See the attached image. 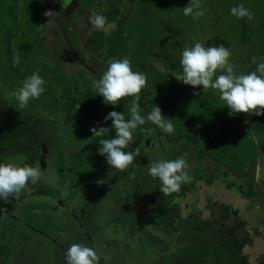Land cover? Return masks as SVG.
Wrapping results in <instances>:
<instances>
[{"label":"rangeland","instance_id":"374dc122","mask_svg":"<svg viewBox=\"0 0 264 264\" xmlns=\"http://www.w3.org/2000/svg\"><path fill=\"white\" fill-rule=\"evenodd\" d=\"M22 1L31 2L30 0ZM95 1L98 0L82 2L81 7L77 8L78 12L84 11L88 6L87 11L95 9L98 11L97 13H101L106 18L104 11L107 13L108 9L112 8V4L118 2V0ZM74 3L76 4V2ZM188 3L189 0H124L123 2V20L130 21L134 12L138 15L137 26H128L135 39L134 43L132 42V48L134 49L132 50V56L128 57L131 69L142 72L146 76L144 89L147 91L152 89L155 79L166 80V88L156 90L153 95H147L145 99L151 98L155 102V106L159 107L162 116L172 119V134L192 131L195 128L198 130V127H200L199 130L203 133V139L207 138L205 141L206 146L203 147L204 149L199 148V150L192 143L191 145L182 146L186 142L190 143L188 140H179L178 143L173 144L166 143L165 138L168 132L156 128L151 138V140H155L151 142L155 150L144 156V164L146 165L149 161L160 158L176 159L183 156L187 164L186 170L190 176L188 182L192 181L194 186L188 191L184 200H178L179 203L176 208L174 207V214L180 220L182 233L187 229L190 231L192 227L196 226L197 232H195L196 230L191 231L195 236L194 238L203 229L202 234H206L207 230L208 239L205 240L206 242L214 243L217 237H221L222 241H225L223 237L225 238L224 233L226 232L221 231L219 227L221 224L217 221L225 219L228 210L225 211L226 213L223 211L222 207L224 205H220V201L223 203V201L235 200L232 203V213H230V215L236 214L232 218L234 224L227 229L230 232L231 229L233 231L237 230L235 232L242 241L251 242L246 244L245 251L250 253L247 248L252 250L251 254H247L248 256L252 255L249 263L256 264V258L253 254L259 256L258 254L264 252V224L261 222L263 217L261 212L263 211L256 210L255 205L249 206L248 200L245 199L246 194L250 193L249 191L252 189L251 185L245 183L241 186L238 185L237 181L238 171L246 172L245 163L242 162L241 156H246L249 151L246 141L250 140L247 136H241L238 129L240 124L243 123L242 116H245V113L229 116V110L225 107L224 102L219 99L215 90L210 87L202 90L201 86L194 89L190 85L183 84L175 76L180 74L181 67L176 71L170 70L171 62H168L167 58L171 61L180 59L179 54L185 46L191 45L195 40H200L205 41L206 46L223 45L226 47L230 51L229 60L234 72L237 74L248 73L254 62L264 58V0H200V7L204 9V15L195 18L183 14L182 8ZM238 4H243L252 13L251 19L247 17L237 19L230 13V9ZM51 5L58 15L63 13V11H59L58 0H52ZM98 8H104V11ZM32 10L38 11V9ZM78 12L72 17L74 29H71L74 31V36L68 29L71 24L67 23L62 17H60V21L61 25H64L65 31L71 34V39L74 41V53L79 55V59L74 62V65L80 66L86 57L85 52L78 50L75 46L77 32L81 34L83 28V25L81 28L79 24H76L80 19L78 17L80 13ZM93 13H96V11ZM8 18L10 17L7 12L0 8V21L6 23ZM49 18L48 16L45 18L46 22ZM27 19L31 20V18H24V16L22 20H18L23 23L24 28L31 27L33 32H35L34 30L37 31L38 25H35L33 18L32 23L28 22ZM125 21L124 23H126ZM10 26L13 25L10 24ZM89 27H91L90 32H86L89 36L96 37L103 32L105 33L104 29L97 30L92 25ZM124 27L127 30V26ZM92 29L94 30L92 31ZM2 32L3 30L0 31V35ZM126 32L128 33V31ZM141 32L145 38L143 41H141L143 37L138 35ZM144 33H148V35ZM242 34H244V37H242ZM35 35L36 32H31L29 35L24 34L26 38L29 36V41L34 40ZM44 36L47 37L46 45L49 46L53 40V35L46 34ZM49 36H51V41ZM35 43L38 42L35 41ZM14 52L17 53L16 49ZM47 53L51 54L49 49ZM136 55L142 58L136 57ZM36 59L37 61L34 62L31 69L23 61L20 65L18 60L16 62L21 69L26 68L27 71L30 69V75L36 72L45 81L43 85L44 92L37 99H30L23 109L30 110L34 117H41L50 126L49 130L51 132L47 135H45V129L47 128L42 129V133L45 135L44 138L47 139L45 145L47 144L46 150L50 157L47 165L54 166L56 172L63 171V174L61 173L58 177L56 175V178L53 179V176L48 172H42L39 182L52 185L51 182L54 181L55 186L50 187L46 184L45 188L48 193L47 196L52 200H46L40 196L41 200L32 203V209H17L22 203L16 202L15 198L29 197L36 190L38 192V179L35 181L29 180L24 188L11 197L13 200L9 198L6 201H0V209L8 211L10 215L0 214L4 216H0V242L7 243L8 249L14 256L13 260L15 261L13 264H66L65 251L71 243H74L73 236H69V240L63 239V242L58 246L59 248L54 243V238L46 244L38 237H31L36 236V232L32 231V228L35 230L41 229L42 233L45 232L50 237H53L54 234L56 236L64 234L63 230L66 228L67 223L61 222L63 220L57 222L60 226L56 228V232L53 231L55 217L51 212V206L55 205V201L63 206L69 198L73 202L72 206L75 207V215L79 214L80 211L82 213L88 211V215L93 220L84 224H89L96 231V234L93 236L82 235L81 237L85 240L92 238V246L99 257L97 264H185L183 260L185 257L192 254L198 255L200 252L201 254L204 253V259L202 260L210 263L212 259L216 258V254L219 255L218 257L222 256L219 251H214L210 245L203 248L201 238L186 241L182 244L178 241L175 242L173 239H165L169 236L167 231V226L170 225H167L168 215L165 214L167 220L163 222L166 227H161V224L156 223V218L150 215L156 213L159 209L158 200H161V198L159 199L158 188L144 185L141 190H137L139 187L136 185L143 180V174L148 176L150 181L156 179L146 174V171L141 172L140 176L136 174L124 176L122 179L112 182L108 190V182H105L104 179H111L113 175H107L106 178L102 179V183H106V186L103 187L98 183L100 180L95 177L97 170H94L93 162L74 165V161L78 156L79 158L81 156L90 157L92 152L88 150L89 146L78 144L73 140L71 125V119L73 118L63 113L60 108L56 109L52 105L53 100L58 99L66 89L59 88L58 84L64 87H73L74 82L70 81L68 77L60 78L50 70L55 67L56 61L54 62L53 59H45L44 63L42 58L36 57ZM86 61L89 63V60ZM90 62L92 63V61ZM145 62H148L146 68L143 66ZM151 65H155L156 69L153 70ZM95 69L99 70L96 65ZM9 70V64L1 48L0 93L3 94L1 86L6 84L10 88L7 91L9 96H6L7 99L18 105L14 93L21 87L24 79H19ZM255 70L256 68H254ZM257 74L259 75V73ZM80 77H82V81H78L80 78L77 80L80 84V90L90 88L92 85L91 77L89 75H81ZM12 86L14 89H12ZM94 98L102 101V97L96 92H94ZM104 107L109 112L114 109L110 104L104 103ZM77 111L80 112L81 109ZM203 126L207 127V131L202 128ZM233 127L235 128L234 131ZM251 130L255 133L261 132ZM224 138H227V140L222 141ZM240 138H243L241 142ZM239 142L242 144L241 146H239ZM224 148H227V150L225 151ZM196 152H200V154L197 155ZM9 159L11 163L16 165L22 160L19 157L16 159L9 157ZM71 170H73V174L74 171L76 173L74 178L68 175V173H72ZM155 182L160 189L159 180L156 179ZM235 185L238 188H234ZM114 188L116 193L113 192ZM136 195L139 199H136ZM74 196L78 199L75 200ZM28 202L30 203V201ZM144 204H149L146 209L143 206ZM213 208H217L216 214L210 213ZM248 208L251 209L248 210ZM148 211H150L149 217H144L143 220V223L147 224L141 223L139 225L136 220L143 214H147ZM12 216L17 218L11 219ZM70 217L74 219L73 213ZM243 220L248 222L245 229L236 228L238 223ZM193 221L196 225L192 223ZM205 222L211 226L214 225V228H208V224ZM110 226L111 231L109 230ZM153 226L157 229L156 234L152 233ZM23 229L24 234L21 237L20 231ZM78 235H81V233H75L76 237ZM23 236L26 237L23 238ZM164 239L165 241H163ZM80 240L77 238L76 241L80 243ZM160 241H163L165 245H162ZM222 241L220 246H223ZM88 247H91V243ZM182 247H184L183 250H181ZM175 254L180 256V260L177 256H174ZM200 257L202 258V256ZM200 257L197 256L195 259H200Z\"/></svg>","mask_w":264,"mask_h":264},{"label":"trees","instance_id":"16d2710c","mask_svg":"<svg viewBox=\"0 0 264 264\" xmlns=\"http://www.w3.org/2000/svg\"><path fill=\"white\" fill-rule=\"evenodd\" d=\"M5 1H8L10 5L14 4L15 2H18L19 0H0V8H4ZM39 2V0H37ZM37 2V3H38ZM38 4H35L33 8H36ZM123 6V1L118 0L117 3L112 4V8H110L106 14V24L114 23L115 29L110 35L105 34L104 32L102 34H99V36L92 37L89 36L88 39L85 41V48L92 53H100V55H104V59L106 62L112 59H120V58H127L129 56H132V50L128 48L130 43V35H127V30L125 29V23L123 18L119 17L118 9ZM0 31L3 30L2 34L0 35V47L2 48V51H4V57L6 61L9 64L10 72L13 73L15 76H17L19 79H24L28 77V71L25 72L23 69L19 67L21 61H23L26 65L27 59H23V55L26 56V52H20L18 58L14 52H18V48L22 45V23H14V25L11 27L9 24L5 22L0 21ZM128 29V28H127ZM106 35V36H105ZM242 37H244V34H242ZM15 41V42H14ZM14 42V44H13ZM23 46V45H22ZM0 48V50H1ZM79 55L74 54V60H78ZM19 61V65L17 62ZM60 60V59H59ZM58 59L56 60V63L60 62ZM168 62H171L170 64V70L176 71L178 68H180L179 59L175 61H171V59H168ZM261 59H258L256 62L252 64L248 72L254 71V68H256L258 63H261ZM60 67L56 66V69L58 72L60 70L64 72H69V68L63 63L60 62ZM95 65L97 67L95 69ZM27 66V65H26ZM143 66L146 68L148 66V62L143 63ZM150 66V65H149ZM155 66V65H154ZM153 65H151V68L155 70L156 68ZM106 68H103L99 63L96 62L94 66H90L87 69L89 77L91 79H98L102 72ZM150 70V69H149ZM148 70V71H149ZM71 72V71H70ZM236 73V72H235ZM237 74V73H236ZM10 83V82H9ZM80 84L77 80H74V89L73 88H67L65 89L58 99H54L52 105L55 106V108H60V110L70 115L73 119H71V125L73 130V140L78 144H85L89 146L88 150L92 152V155L89 157L83 158L82 156L74 161V165L77 164H87V162H93L94 164V170H97V173L95 174V177L99 179L101 186H106V183H102V179L106 178L107 175H113L111 179H104V181L108 182V190L110 189V184L114 181H117L118 179H122L124 176H133V174H136L137 176L141 175V172L146 171L147 169L146 165L144 164V156L149 155L152 151H154V147L152 146V134L156 130V126L150 122L145 121L143 125H138L137 129L133 132V142L129 145L128 148H126V151H132L135 148H138L139 151L135 154L134 159L132 163L129 165V167L125 170H118L111 166H108L105 162V157L100 155L98 153L99 143L98 141L102 138H110L112 135H114V129L111 128L112 121L105 120L104 117L109 112L104 107V102L99 101L98 99L94 98V92L96 90L92 87L87 89L80 90ZM2 93H0V163H7L11 162L9 157H12L13 159H16L17 157L21 158V162L17 164V166H35L39 167L42 172H48V174L53 176V179H55L56 175L63 174V171H57L55 170L54 166L47 165L49 164V154L46 150L45 141L47 140L45 135L47 133L51 132L49 130L50 126L47 124L46 121L42 120L41 117H34L30 110L23 109L19 107L16 103L10 102L6 96H8V90L10 89L6 84L1 86ZM8 88V89H7ZM166 88V80H158L155 79L153 82L152 89L145 90L144 87L140 90L139 94L137 95V104H138V111L142 116H147V113L151 111L154 106L155 102L149 98L145 99L147 95H153L156 90L158 89H164ZM12 89L13 86H12ZM1 91V90H0ZM9 97V96H8ZM133 97L131 96H125L122 97L120 101H118V104H110L114 107L113 111H116L118 113L124 114L125 119L129 118V112L128 109L131 106V101ZM78 109H81V111H77ZM264 111V110H262ZM162 115V114H161ZM247 127L249 129H253L255 131H264V114L260 116L253 115L252 119L247 123ZM47 128V129H45ZM100 129L105 128L103 130L102 136L98 137L95 134L92 133V129ZM42 129L46 130V134L43 135ZM143 129V130H141ZM49 130V131H48ZM45 139V140H44ZM186 139L192 143L193 146H198V144L203 141V133L202 131L194 130L191 132H185V133H179L174 138L172 137V133H168V135L165 138L166 143H178L179 140ZM157 146V144H156ZM156 154V153H154ZM140 163V164H139ZM72 173H68L72 178L75 177L76 173L73 170H71ZM93 173V172H92ZM136 176V177H137ZM55 177V178H54ZM141 182L136 185L139 188L137 190H141V187L149 186L158 188L156 186V182L150 181L149 177L146 175H142ZM52 181V185L48 183L39 182L38 179V192L37 190L34 193H31L29 197H17L16 202L22 203L18 206L17 209H32V203L41 200V197H44L46 200H52L47 195L48 193L45 191L46 184H48L50 187L55 186V184ZM154 182V184H153ZM61 183V181H60ZM194 186V183L191 181L190 183H181L180 189L178 192L170 193V194H164L160 192V204L163 205V200L167 202L168 206L167 208H161L162 206H159L160 208L154 215L156 218V223L161 224V227H164V220H167L165 218V214L168 213V223L167 225V231L169 232V236L165 239L174 240L175 242L178 241V243H185L186 241H194L196 239H199L198 237L194 238L193 232L191 231L196 230V226L192 227V229L189 231L188 229L182 233V225L180 222H178V217L175 216L174 211L176 208V205L179 203V199H184L188 193V191ZM69 189V188H68ZM114 190V191H113ZM112 191L115 192V188ZM250 193L246 194V198L250 199L253 197L255 193H253L252 189L249 191ZM15 194V193H14ZM12 194V197L13 195ZM101 195V194H100ZM99 197V196H98ZM102 197V196H101ZM69 198V197H68ZM67 198V199H68ZM74 199H78L74 196ZM136 199L138 198V195H136ZM6 201V200H5ZM30 201V203L28 202ZM37 203V202H36ZM54 204V203H53ZM73 202L69 198L67 203L63 206L58 201H55V205L51 206V212L54 214L55 222L58 221L66 222L67 226L63 230L64 234L57 235L54 234L53 237H50L45 232H41V229L35 230L32 228V231L36 232V236L31 237L35 238L38 237V239L45 241V243L51 242L52 238H54V243L58 247L60 243L63 242V239H68L69 236L74 235V243H78L76 240L75 233H81V235H78L81 237L82 235L93 236V233H96L94 229L89 224H84L85 222H92V218L89 217L88 211L85 213H82L80 211L79 214L75 215L76 210L75 207L72 206ZM39 205V203H38ZM175 205V206H174ZM175 207V208H174ZM223 211L227 212L228 206L224 205ZM73 211V212H72ZM225 212V213H226ZM73 213L74 219L70 217V215ZM7 218V216H6ZM12 218V217H10ZM165 218V219H164ZM173 218H176L175 220ZM135 221V220H134ZM137 221V220H136ZM135 221V222H136ZM95 222V221H94ZM155 224V222H153ZM194 225H196L195 221L192 222ZM206 223V222H205ZM208 224V223H206ZM26 225V223H24ZM27 226V225H26ZM33 226V225H32ZM184 226V225H183ZM35 227V226H33ZM166 227V226H165ZM57 227L53 228V231L56 232ZM78 228V230H77ZM109 230L111 231V226L109 227ZM151 230L153 231V234H156V227L153 226ZM79 231V232H78ZM189 231V232H188ZM203 231V229L201 230ZM200 231V232H201ZM24 233L22 232L21 235ZM20 235V236H21ZM61 235V236H60ZM177 235V236H176ZM22 237V236H21ZM26 236H23L25 238ZM165 239L163 241H165ZM225 239V238H223ZM69 240V239H68ZM83 242L86 244V246H89L90 242H92V238L85 240L82 237ZM163 241H160L162 245H165ZM222 239L220 240V242ZM58 243V244H57ZM221 245V244H220ZM221 246L223 248V252L225 253L226 257L223 255L218 257L216 256L215 259L211 260V264H238V257L242 254L243 246L238 244L236 246L237 252L234 251L232 244L229 240L222 241ZM50 246V245H47ZM59 248V247H58ZM184 247H182L181 250H183ZM1 252L8 253L10 252L7 247H2ZM55 256V255H54ZM177 258L180 260L179 255ZM231 257H233L231 259ZM223 258V259H222ZM182 260V258H181ZM185 261V264L190 262V256H187L183 259ZM194 260V259H193ZM166 261V259H165ZM206 261V260H205ZM207 262V261H206ZM208 263V262H207ZM208 263V264H210ZM193 264H202V260L195 259Z\"/></svg>","mask_w":264,"mask_h":264},{"label":"clouds","instance_id":"9594fccd","mask_svg":"<svg viewBox=\"0 0 264 264\" xmlns=\"http://www.w3.org/2000/svg\"><path fill=\"white\" fill-rule=\"evenodd\" d=\"M182 11L185 16L194 18L204 15L200 0H189ZM230 13L237 19L252 18V13L243 4L232 7ZM43 14L50 19L54 18V13L50 10ZM89 24L97 30H103L106 26V18L101 13H93L89 18ZM179 55L181 72L175 75L177 79L194 89L201 86L202 90L209 87L215 90L229 110V116L239 113L256 116L264 114L262 111L264 110V62L258 63L255 71L236 74L229 60L230 51L226 47L206 46L205 41L200 40L185 46ZM261 60L264 61V58ZM44 84V79L36 72L26 77L21 87L14 93L18 106L23 108L30 99H37L45 90ZM145 84L146 76L142 72L133 71L127 58L109 60L100 77L92 80V87L105 104H118L122 97H133L128 109L129 118L125 119L123 112L116 111H110L104 117L105 120L112 121L111 128L114 129V135L100 139L97 151L105 157L107 165L115 169H127L139 151L138 148L125 151L133 142V132L138 125H143L147 120L163 132L173 131L172 119L163 117L159 107L155 106L146 117L138 111L137 95ZM104 129L94 128L92 133L100 137ZM146 169L150 177L159 180V190L164 194L178 192L181 183L190 180L183 156L176 159L160 158L149 161ZM41 176L42 170L39 167L17 166L11 162L0 163V200L18 193L29 180L35 181ZM71 236L74 237L72 234ZM76 238L81 239L80 243H71L65 251L66 264H97L99 257L92 242H90L91 247H88L84 245L82 237Z\"/></svg>","mask_w":264,"mask_h":264},{"label":"crops","instance_id":"0c3cea01","mask_svg":"<svg viewBox=\"0 0 264 264\" xmlns=\"http://www.w3.org/2000/svg\"><path fill=\"white\" fill-rule=\"evenodd\" d=\"M31 2H25L22 0H19V2H15L14 4L10 5L8 1H5V5L4 8H2L3 10H5L8 14V16L10 18H8V20L6 21L7 24H12L14 25V23H18L19 20H22V17L24 16V18H33L35 25L37 26V31L34 30L36 32L35 35V39L34 40H30L29 41V36H27V38L23 35L22 37V45L21 47L18 48V52L16 54V56L18 57L20 52L24 53L26 52V56L23 55V59H27V67H30V69L32 68L34 62L37 61L36 57L42 58L43 63L45 62V59H53L54 62L58 59L61 58L60 62H63L68 68H69V72H64L62 70H60L58 72V70L56 69V66L60 67V62L56 63L55 62V67L51 68L50 70L52 72H54L56 74V76L60 77V78H64V77H68L70 81L74 80H78V78H80L78 81H82V77H80L81 75H88L87 69L90 66H94V64L99 63L103 68L107 67V63L104 59V55H100V53H92L89 52L86 48H85V41L88 39L89 35L87 34L88 31L90 32L91 27L89 24V16H92L93 12L96 11V13L98 12L95 9H90L89 11H87L89 9V7L87 6L86 9L84 11L78 12L77 8L81 7V3L85 2L86 0H58V4H59V11H63L62 14H59L54 10V8L52 7V0H39V2L37 0H30ZM70 1H72L70 3ZM102 1V0H101ZM124 2V0H122ZM38 2V3H37ZM76 2V4L74 3ZM95 2H99L95 1ZM35 4H38V6L36 8H32L34 7ZM99 5V4H97ZM123 7V6H122ZM122 7H120L118 10V14L119 17H122ZM111 8V7H110ZM109 8V9H110ZM32 9H38V11H34ZM101 9V8H98ZM108 9V10H109ZM50 10L51 12L54 13V18L50 19L48 22H46L45 18L47 16H45L43 13L45 11ZM102 11H104V8L101 9ZM80 13L78 17H80L79 22L76 24H79V26L82 28V32L81 34L77 32V36H76V43L75 46L77 47L78 50H82L85 52V60L83 63H81L80 66H77L76 64L74 65V62L76 60H74V41H72L73 39H71L72 37L70 36L71 34L68 33L67 31H65V27L64 25H61V19L60 17L64 18L65 21L67 23H70L71 27H68V29H70V32L72 33V36H74V31H72L71 28L74 29V22H72V17L76 14V13ZM88 12V13H85ZM105 12V11H104ZM11 13V14H10ZM135 14V12H134ZM132 15L130 21L126 22L125 20V24L127 26V31H128V35H130V43L128 48L130 50H134L132 48V42L135 40L133 33L130 31V28L128 26L131 27H136L137 25V16L135 14ZM134 16V17H133ZM28 22L30 21L32 23L31 20L27 19ZM65 22V23H66ZM50 24V25H49ZM49 25L48 29L47 26ZM114 26V27H113ZM115 24L114 23H110L109 25H107L104 28V31L107 35H110L113 30L115 29ZM136 29V28H135ZM94 29H92L93 31ZM107 30V31H106ZM22 32L23 34H28L29 33H35L31 30V27L29 28H24L23 27V23H22ZM38 32V33H37ZM87 32V33H86ZM136 33V32H135ZM46 34H50L52 36V41H51V36H49L51 44L49 46L46 45V41H47V37L44 36ZM145 35H148V33H144ZM69 35V36H68ZM140 37L142 36V32L141 34H138ZM145 40V38L143 37V39L141 41ZM35 41H37L38 43H35ZM134 43V42H133ZM75 47V48H76ZM46 48V50L44 51V49ZM50 50V55L47 53V50ZM77 55V53H76ZM64 56V57H63ZM136 57H139L136 55ZM99 58V59H98ZM142 58V57H139ZM19 59V58H17ZM89 60V63L86 61ZM92 61V63L90 62ZM47 63V62H46ZM48 64V63H47ZM49 65V64H48ZM89 65V66H86ZM50 66V65H49ZM52 67V66H51ZM78 68V69H75ZM30 69H28L29 71H26V68L23 70L25 72L28 73V75L30 76L29 72ZM71 71V72H70ZM66 73V74H65ZM61 75H64L63 77ZM61 80V79H60ZM59 88H73L74 86H70V87H64L62 85L58 84ZM241 115V114H240ZM242 116V115H241ZM253 115H249V114H245V116L243 117V123L240 124V127L238 128L240 131V135L241 136H247V138H249L250 141H246V145L248 146L247 149H249L248 154L245 156H241V160L243 163H245V171L243 172L241 170L238 171V185L243 186V184H249V186L252 188L253 193H255L253 195L252 198L248 199L249 202V206L250 205H255V206H259L261 207L260 211L263 214L262 220L261 222L264 224V131H261L260 133H255L253 132L251 129L247 128V123L252 119ZM205 131H207V127L203 126L202 127ZM200 127H198V131ZM195 131L197 130L196 128L194 129ZM192 130V131H194ZM235 130V128L233 127V131ZM185 132H191V131H185ZM185 132H180V133H185ZM176 134L178 133H174L172 134V137L174 138L176 136ZM223 137H227V136H223ZM207 139V138H206ZM206 139H203V141L200 142V144L197 146V148H201L204 149L203 147L206 146L205 145V141ZM182 140H186V139H182ZM227 138H224L222 141H226ZM240 142L243 140V138L239 139ZM253 140V141H252ZM234 142V140H233ZM239 142V146H241L242 144ZM251 142V143H250ZM236 143V142H234ZM249 143V144H247ZM187 145H191L190 143L186 142L185 144H183L182 146H187ZM228 148V147H227ZM227 148H224L225 151L227 150ZM200 150V149H199ZM207 153V152H204ZM209 153V152H208ZM196 154H200V152H196ZM232 154V153H231ZM240 158V157H239ZM232 183V181H230ZM234 188H238V186H234ZM235 200L231 199L229 201H220V205H227L229 206V213H232V203ZM251 203V204H250ZM248 206V207H249ZM216 209L217 208H213L214 214H216ZM251 208H248V210H250ZM235 211V210H233ZM236 214L231 215L230 217L234 218ZM55 221V220H54ZM219 222L221 225L223 224V226H227L226 230H228V226H232L234 223L233 221H229V219L227 221H225V219L223 220H219L217 221ZM227 222V224H226ZM243 223V227L242 229H245L246 224L248 223L246 220L242 221ZM60 226L59 224H57L55 222L54 227H58ZM52 227V228H54ZM263 229V228H262ZM264 232V231H263ZM246 242H250V241H246ZM246 248V246H245ZM244 248V251H245ZM249 250L250 253L246 252L247 254H251L252 250H250V248H247ZM252 249V248H251ZM259 255V254H258ZM262 255V254H261ZM252 256V255H251ZM253 256L255 258L259 257L256 256L255 254H253ZM261 257V256H260ZM252 259V258H251ZM250 257L247 259V261L249 262ZM263 260V259H262ZM258 261V260H257ZM263 263V262H262Z\"/></svg>","mask_w":264,"mask_h":264},{"label":"flooded vegetation","instance_id":"af4514ba","mask_svg":"<svg viewBox=\"0 0 264 264\" xmlns=\"http://www.w3.org/2000/svg\"><path fill=\"white\" fill-rule=\"evenodd\" d=\"M12 197V194L7 198V199H9V198H11ZM12 200H13V198H11ZM159 199H160V197H159ZM6 199H3V200H0V201H5ZM182 200H184V199H182ZM160 201L161 200H158V204H159V206H162L161 208H167V206H168V204H167V202H165V201H163V205H160ZM149 204H144L143 206L145 207V209L147 208L146 206H148ZM160 208V207H159ZM255 209L256 210H261V207H259L258 205L257 206H255ZM211 212H213L214 213V211H213V209L210 211V213ZM0 214H3L4 216H5V214L7 215V216H10L9 215V212L8 211H5V210H3V209H0ZM149 214H150V211H148L147 212V214H143L142 216H140V218H138V220H137V222H138V224L140 225L141 223H143V220H144V217H149ZM156 213H152V214H150L151 215V217H153V218H155L154 217V215H155ZM3 215H0V216H2V217H4ZM167 215H168V213H167ZM189 216H191V215H189ZM231 215H230V213H229V208H228V215L226 216V218H225V221H227L228 219H229V221H233L232 220V217H230ZM194 217H195V215H194ZM221 217V216H220ZM12 218H13V216H12ZM11 218V219H12ZM15 218H17V217H15ZM15 218H13V219H15ZM231 218V219H230ZM168 219H169V217H168ZM223 220V219H222ZM178 222H180V220L178 221ZM143 224H147V223H143ZM226 224H227V222H226ZM231 225V224H230ZM228 226V227H231V226ZM218 227V226H217ZM220 228H221V231H223V232H226V233H224L225 235V240H229L230 242H231V244H232V247H233V249H234V251L235 252H237V248H236V246L238 245V244H240V245H242L243 246V249H242V254L238 257V264H250L248 261H247V259L250 257H252L251 255L250 256H248L247 255V253H245V251H244V248H245V246H246V244H248V243H251V242H246V241H242V239L239 237V236H237V234H236V232L235 231H237V230H235V231H233L232 229H231V232L230 231H228V230H226V227L227 226H223V224L221 225V226H219ZM242 227H243V223L242 222H240V223H238V225L236 226V228H240V229H242ZM208 228H214V225H209L208 224ZM25 229V228H24ZM24 229L23 230H21L20 231V235H21V233L23 232L24 233ZM243 230V229H242ZM153 231L154 230H152V233H153ZM146 233H147V230L145 231ZM22 236V235H21ZM199 239L201 238V240H203V248L205 247V246H209L210 245V247L214 250V251H216V252H220V254L221 255H223L224 257H226V255H225V253L223 252V248L220 246V240H221V237H217L215 240H214V243L213 242H206L205 240L206 239H208L207 238V230H206V234H202L201 232H199L198 233V236H197ZM224 238V237H223ZM211 240H213V238H211ZM214 245V246H213ZM2 247H7V249H8V246H7V243H3V242H0V264H13L14 263V261L15 260H13V254L11 253V252H9V254L8 253H5L4 251L3 252H1L2 250H1V248ZM207 254V253H206ZM262 254V255H261ZM261 254H259V257H257L256 259H255V262H256V264H264V252L263 253H261ZM197 256H202V258L200 257V260H202V259H204L203 257H204V253L203 254H201V252L198 254V255H190V262H188L187 264H193V259H195ZM216 256H219L218 254H216ZM261 256V257H260ZM141 259H142V257H140ZM233 257H231V259H232ZM263 259V260H262ZM258 260V261H257ZM263 262V263H262ZM202 264H207V262L204 260H202Z\"/></svg>","mask_w":264,"mask_h":264}]
</instances>
